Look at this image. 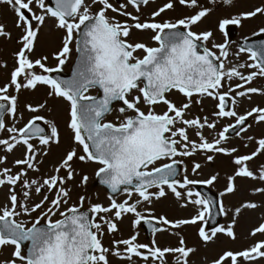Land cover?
<instances>
[{
    "label": "snow or ice",
    "instance_id": "snow-or-ice-1",
    "mask_svg": "<svg viewBox=\"0 0 264 264\" xmlns=\"http://www.w3.org/2000/svg\"><path fill=\"white\" fill-rule=\"evenodd\" d=\"M175 2L167 0L152 13L150 20L142 21L140 15H134L127 8L130 5L139 13L141 6H147L150 0H127L119 6L111 0H55L54 7L46 0H0L11 7L15 27L21 30L17 38L20 47L15 53L16 66L9 82L0 86V132L10 134L9 138H0V146L7 154L23 149L22 158L14 161L19 171L0 168V189H8L5 203L0 205V251L12 249L0 264H111L109 256L127 264H136L133 257L141 259L143 264H193L191 258L197 248L188 246L180 230L200 223L198 236L205 246L214 243L218 234L236 241V218L245 209L261 206L253 201L242 202L234 209L231 224L206 231L215 201L194 193L190 186L213 185L219 173L206 180L191 179L185 167L182 180L176 178L178 165L184 163L177 157L190 158L203 153L207 162H214L216 155L231 159L233 172L227 176L221 196L239 190L238 178L264 181V166L259 172L250 167L255 157L264 155V137L258 140L248 137L249 142L257 145L251 154L240 155L237 147L226 146L230 130L239 129L237 135L247 131L249 117L264 123V107L255 106L243 114L237 110V105L243 100L251 101L253 94L264 96V86H253L254 81L264 78V40L239 48L237 55L247 52L251 63L228 67L227 42L214 43L209 48L207 43L213 38V32L192 30L211 11L198 0H178L180 5L194 10L192 15L175 22L156 20L167 10H173ZM225 2L231 5L233 0ZM109 12L132 23L121 22ZM257 15H264V7L225 18L219 22L218 29L227 36L229 25H240ZM47 18L54 19L55 27L64 33L61 47L53 56L57 62L55 67L48 66L46 55L31 58ZM133 29L150 31L154 46L132 41ZM259 33L264 34V28ZM0 37L12 38V33L2 24ZM73 45L77 58L72 78L54 77L52 74L61 72L73 58ZM212 49H218L219 54ZM245 68L252 71L245 75L241 71ZM233 80L242 82L233 86ZM41 86L48 89L46 98L35 104L26 103L24 108L31 114L30 118L22 127H9L5 117L10 115L16 121L21 91H36ZM91 89L102 91V95H90ZM176 93L185 98L179 105L170 98ZM193 97L197 99L193 101ZM49 98L67 102L71 143L51 173L43 174V157L49 155L53 146L62 144L56 120L42 114L50 110ZM205 98L216 101L214 116L235 119V124L223 127L212 140L203 130H216L214 121L208 116L186 118L193 103L202 104ZM114 102H120L121 107L118 116L109 120L108 116L115 111ZM160 105L165 107L162 112L156 110ZM189 130L196 139L190 138ZM6 162L7 155L0 157V164ZM79 164L96 165L94 175L101 183L111 193H123L126 198L118 202L112 196L108 206L89 204L87 210H84L86 197L83 195L70 204V182H75L77 177L79 185H87L89 181V176L77 167ZM201 167L200 163H193L192 173L196 174ZM29 173L40 178H33ZM166 189L180 207L186 208L189 203L198 205L197 213L191 218L171 220L165 215L156 216L150 209L141 210L142 205L165 198ZM254 192L264 196V187H257ZM219 211L228 215L223 201L219 203ZM127 215L132 217L134 229L147 225L153 234L175 235L177 246L161 247L155 238L150 244H141L139 232L115 239L118 225ZM106 234L113 235L111 247L103 242ZM257 234L264 236V222L249 233L252 237ZM262 259L264 240L241 250H224L211 264H258Z\"/></svg>",
    "mask_w": 264,
    "mask_h": 264
},
{
    "label": "rangeland",
    "instance_id": "rangeland-1",
    "mask_svg": "<svg viewBox=\"0 0 264 264\" xmlns=\"http://www.w3.org/2000/svg\"><path fill=\"white\" fill-rule=\"evenodd\" d=\"M111 2H113L116 6H119V4L126 3L127 0H111ZM166 2L167 0H152L147 6H141V11L139 13L135 12V9L129 5L127 11L132 12L134 15H140L142 21L150 20L152 13L158 10V8L163 6V4ZM46 3H48L47 0ZM198 3L202 7L210 8L211 11L209 15L205 17L198 25L193 26L192 30L198 33L204 31L213 32V38L207 43L209 48H212V45L214 43L220 44L227 42L229 55L226 65L228 67L238 64L251 63L252 61L249 60V54L247 52L239 53V55H237L240 48L239 42L246 37L259 33V30L261 28H264V15H257L254 18L243 20L240 25H235L237 27V35L232 40L229 39L228 32L227 36L220 32V30L218 29V24L225 18H232L241 13L252 11L257 7H264V0H233L231 5L227 4L225 0H215V2H213V0H198ZM34 10L39 14L38 9ZM93 11H95V6L93 7ZM193 13V9L180 5L178 3V0H176L174 9L167 10L165 13H162L160 17L156 18V20L158 22H175L176 20L192 15ZM26 14L30 15L29 13ZM109 15L116 16V18L121 22L127 20L126 17L119 16L116 13L109 12ZM15 19V14L11 7L7 4L0 3V24L5 26L6 31L12 33V38L10 40L0 37V86H4L9 82L11 71L16 66L15 53L19 50L20 47L17 42V38L21 35V30L15 27ZM127 22L132 23L131 20H127ZM63 35V31L55 27V20L52 18H47L45 25L41 27V31L38 35L36 43V48L31 58L36 59L46 55L49 57L47 61L48 66L55 67L57 62L53 58V56L55 52L61 47ZM151 35L152 33L150 31L141 32L133 29L130 39L132 41L145 42L154 46V42L150 40ZM212 50L216 51L217 54H219L218 49ZM75 58V45H73V58L64 65L63 70H65L66 72L70 71L72 69L73 62H75ZM241 71L244 72L245 75H247L248 72L252 70L245 68L241 69ZM241 82L242 81L239 80H233L232 84L234 86L236 83ZM253 86H264V78H260L257 81H254ZM47 91L48 89L43 86L39 87V89L36 91L22 90L19 94V112L17 114L16 121L14 122L11 116L7 115L5 117L6 124L9 127H22L31 116V114L25 110L24 105L26 103L35 104L37 102H42L46 98ZM12 94L15 93L13 92ZM89 94L97 96L99 94V91L97 89H91ZM170 98L174 100L178 105L185 99L178 93L171 95ZM196 99L197 97H193V101H195ZM215 104L216 101L212 100L211 98H205L202 104H196L194 102L191 109L186 114V118H193L195 116H208L210 121H214L217 124L216 130H209L207 128L203 130L204 134L209 138V140L215 138L218 134V131L222 130L223 127L228 126L229 124H235L234 118H220L214 116L213 113L217 110L215 108ZM48 105L50 110L47 113L42 114L46 115L48 118H54L56 120L61 132L62 144L60 147L53 146L51 151L49 152V155L47 157H43L44 165L41 169V172L43 174L51 173L53 166L57 163L60 156L71 143V132L67 129V102L49 98ZM255 106L264 107V96L253 94L251 97V101H241L237 105V110L239 113L243 114L247 110H250ZM119 107H121V104L117 105L115 111L108 116L109 120H112L116 116H118ZM156 110L158 112H162L165 110V107L163 105H160ZM249 118L250 122L248 124H250L251 127H248L247 125L246 132L243 131L238 136L229 137L228 144L226 145L228 147H237L239 149L238 154L240 155L251 154L257 147L254 141H248L249 136L255 137L257 140L264 137V123H257L251 117ZM189 135L191 139H196L191 130H189ZM9 136L10 134L6 132H0V138H9ZM245 144H247L248 146L245 147ZM4 155H7V162L6 164H0V168L9 167L14 172L19 171L20 169L15 166L14 161L18 158H22L23 149L18 148L17 150H14L13 153L7 154L4 150H2V146H0V157H3ZM177 159L184 160V163L182 164L183 173L179 178L180 180H182L183 175L185 174V167H187V174L191 179L206 180L210 178L211 175L219 173L217 181L213 185L209 186L220 194L221 201H223L225 208L229 210L228 215H224V218L220 225L227 226L231 224L233 220L234 209L238 207L242 202L253 201L261 205L255 210H243L240 216L236 218L237 224L235 227V231L238 237L236 241L230 240L223 234H218L214 243H209L207 246H205L198 236V229L202 226L200 223L196 225L185 226L182 230H180V235L185 239L188 246L197 248V252L191 258L193 264H211L212 260L217 258L218 255L224 250L230 249L233 251H237L247 248L257 241L264 240V236H261L259 234H257V236L255 237L249 235L251 230L257 227L261 222H264V196H261L254 192L255 188L264 187V181H259L258 179L253 180L249 178H238L237 185L239 190L235 194L221 196V193L224 191L227 183V176L232 174L233 172V165L231 164V159L229 157H226L224 155H216V159L214 160V162H207L203 153H197L195 156L190 158L177 157ZM196 162L200 163L202 167L196 174H193L192 165ZM261 166H264V155L255 157L254 160L250 162V167L257 172H259ZM77 167L83 169L84 174H87L89 176V181L87 185H79L80 178L77 177L75 182H70V186L72 187V198L70 200V204L76 203L78 201V198L83 195L86 197L84 208H88L89 204L95 203H101L105 206H108L109 197H111L108 191L104 187L96 186L94 184L96 180V176L94 175L96 165L79 164L77 165ZM29 174L33 178H40L37 177L34 173ZM61 174H63V172ZM190 187L194 193L199 192L196 189V186ZM7 191V187L0 189V205L5 203ZM153 191H155V189ZM166 191H168V195L165 198L154 200L151 204H144L141 206V210L147 208L153 211L156 216L165 215L171 220L179 218H191L199 210L198 205H192L190 203L186 208L180 207L173 194L167 189ZM115 198L118 200V202L122 201L126 198V194L121 193ZM135 198L136 197L134 196L133 200H135ZM193 198L195 199L197 197L194 196ZM35 199L38 202L39 198L37 197ZM20 219L27 220L29 218L21 217ZM118 227L119 232L117 234H114L115 239L128 238L135 232H139L138 242L141 244H150L151 240L155 238L158 241L159 246L161 247L169 245L173 247L177 246L176 236L167 232L157 233L151 236V238L147 239L145 236V230L142 226L138 229L133 228L132 217L130 215L125 216L123 222L120 223ZM210 230L211 229L206 227V231ZM112 239L113 235L106 234L103 237V242L106 247H111ZM11 251V248L0 251V260L8 258ZM109 259L111 260V264H127L126 261H122L114 256H109ZM132 259L134 262H136V264H143V261L139 258L133 257ZM168 259L171 262L173 260V257L170 256L168 257ZM258 264H264V259L260 260Z\"/></svg>",
    "mask_w": 264,
    "mask_h": 264
},
{
    "label": "water",
    "instance_id": "water-1",
    "mask_svg": "<svg viewBox=\"0 0 264 264\" xmlns=\"http://www.w3.org/2000/svg\"><path fill=\"white\" fill-rule=\"evenodd\" d=\"M51 2H52V4H53V6H55V0H51ZM181 30H183V29H181ZM229 32H230V36H231V37H234V36H235V33H236V29H235L234 27H231ZM261 40H264V35H260V36H257V37L251 38V39L244 40V41L241 43V45H242L243 47H247V46H249V45L259 44V42H260ZM74 70H75V65H74V68H73V71H72L71 74H63V73H61V72H57V73L53 74V76L56 77V78H58V79H71ZM114 103H115V102H114ZM114 103H113V104H114ZM38 123H39V122H38ZM40 124H41V126H44V127H45V125H43L42 123H40ZM237 131H239V129H237V130H230L228 134H229V135L237 134ZM180 170H181V168H180V166L178 165V175H179V173H180ZM178 175H177V177H178ZM177 177H176V178H177ZM96 183H97L98 185H103V186L107 187L106 185H104V184L101 183V180H100L99 177H98V180H97ZM107 188H108V187H107ZM200 188L202 189V191H203V192H204L209 198H211L213 201H215V205L213 206V213H212V218H211V221H210V226H211V227H216V226L219 224V222H220V220H221V218H222V214H221L220 211H219V203H218V198H219V197H218V195H217L215 192L211 191L209 188H206V187H204V186H200ZM108 190L110 191V189H108ZM110 193H111V191H110ZM111 194H112V195H117V194H113V193H111ZM146 227H147V225H146ZM147 228H148V227H147ZM151 233H152V232H151L150 230L147 231L148 236H149Z\"/></svg>",
    "mask_w": 264,
    "mask_h": 264
}]
</instances>
